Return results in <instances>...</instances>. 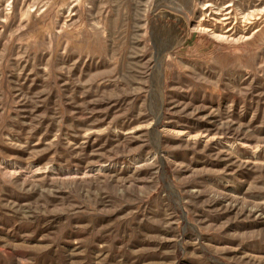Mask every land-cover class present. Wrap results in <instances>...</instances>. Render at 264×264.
Masks as SVG:
<instances>
[{
	"label": "rangeland",
	"instance_id": "1",
	"mask_svg": "<svg viewBox=\"0 0 264 264\" xmlns=\"http://www.w3.org/2000/svg\"><path fill=\"white\" fill-rule=\"evenodd\" d=\"M0 264H264V0H0Z\"/></svg>",
	"mask_w": 264,
	"mask_h": 264
},
{
	"label": "bare ground",
	"instance_id": "2",
	"mask_svg": "<svg viewBox=\"0 0 264 264\" xmlns=\"http://www.w3.org/2000/svg\"><path fill=\"white\" fill-rule=\"evenodd\" d=\"M230 5H232V4H230ZM204 8V7H203ZM227 12H228V10H227ZM220 13V12H219ZM222 13V12H221ZM224 13V12H223ZM251 13H252V11H251ZM230 15V14H229ZM254 15V14H253ZM201 16H202V14H201ZM219 16V15H218ZM227 16V15H226ZM231 16V15H230ZM243 17V16H242ZM212 18V17H211ZM217 19V18H216ZM215 19V20H216ZM219 19H220V17H219ZM235 19V18H234ZM218 20V19H217ZM228 20H230V19H228ZM242 20V19H241ZM247 20V19H246ZM219 21V20H218ZM236 21V20H235ZM221 22H222V20H221ZM225 22V21H224ZM232 25V24H231ZM201 27V26H200ZM213 27V26H212ZM221 27V26H220ZM230 28V27H229ZM211 30H212V28H211ZM219 30V29H218ZM235 31V30H234ZM216 33V32H215ZM213 34H214V32H213ZM217 34V33H216ZM219 34V33H218ZM233 34V33H232ZM215 35V34H214ZM221 35V34H220Z\"/></svg>",
	"mask_w": 264,
	"mask_h": 264
}]
</instances>
